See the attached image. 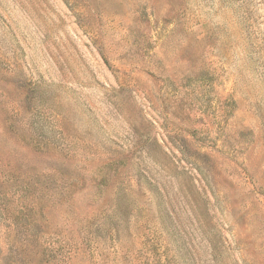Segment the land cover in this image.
<instances>
[{
    "label": "rangeland",
    "instance_id": "rangeland-1",
    "mask_svg": "<svg viewBox=\"0 0 264 264\" xmlns=\"http://www.w3.org/2000/svg\"><path fill=\"white\" fill-rule=\"evenodd\" d=\"M0 264H264V0H0Z\"/></svg>",
    "mask_w": 264,
    "mask_h": 264
}]
</instances>
